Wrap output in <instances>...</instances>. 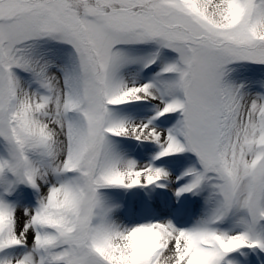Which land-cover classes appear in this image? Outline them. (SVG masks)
Masks as SVG:
<instances>
[{
  "label": "snow or ice",
  "instance_id": "6c2138e0",
  "mask_svg": "<svg viewBox=\"0 0 264 264\" xmlns=\"http://www.w3.org/2000/svg\"><path fill=\"white\" fill-rule=\"evenodd\" d=\"M0 264H264V0H0Z\"/></svg>",
  "mask_w": 264,
  "mask_h": 264
}]
</instances>
